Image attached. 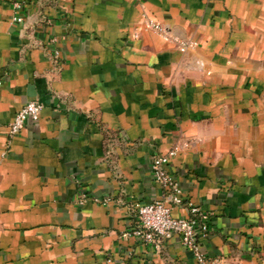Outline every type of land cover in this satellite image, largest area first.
Instances as JSON below:
<instances>
[{"label": "crops", "instance_id": "1", "mask_svg": "<svg viewBox=\"0 0 264 264\" xmlns=\"http://www.w3.org/2000/svg\"><path fill=\"white\" fill-rule=\"evenodd\" d=\"M17 1L0 0V264H196L178 236L131 233L172 149L173 215L199 209L209 257L264 264V0ZM30 101L39 120L10 137Z\"/></svg>", "mask_w": 264, "mask_h": 264}, {"label": "built area", "instance_id": "2", "mask_svg": "<svg viewBox=\"0 0 264 264\" xmlns=\"http://www.w3.org/2000/svg\"><path fill=\"white\" fill-rule=\"evenodd\" d=\"M13 6L16 11L21 8V4L17 0H14ZM22 21V17L17 14L13 18L15 23ZM146 28L165 40L177 42L181 52L195 46L193 42L171 37L168 30L154 20H147ZM41 110L42 105L39 102H27L9 124V136L18 135L28 122H37ZM177 152V149H172L164 155L153 158L150 166L152 177L165 190V198L138 205L136 225L132 227L131 233L154 245L155 248H159L163 240L178 236L186 250L193 254L196 264H227L224 259L211 258L205 253L203 242L208 239L210 230L198 208L192 207L188 217H175L173 215V209L181 206L184 201L182 191L168 172L170 162L177 155Z\"/></svg>", "mask_w": 264, "mask_h": 264}]
</instances>
